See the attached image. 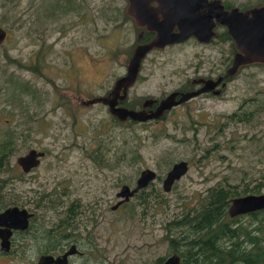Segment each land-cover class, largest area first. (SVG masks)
I'll use <instances>...</instances> for the list:
<instances>
[{"label": "rangeland", "instance_id": "1", "mask_svg": "<svg viewBox=\"0 0 264 264\" xmlns=\"http://www.w3.org/2000/svg\"><path fill=\"white\" fill-rule=\"evenodd\" d=\"M73 1L71 11L48 16L47 6L55 5V0H0V26L8 32L0 45V142L8 124L19 123L23 127L15 133L14 162L31 147L49 151L33 174L39 184L16 182L4 198L9 204L24 203L28 188H40L50 193L52 201L46 205L50 210L58 209L60 200L67 205L72 200L98 205L108 218L103 229L110 238V264H149L169 252L165 226L185 206L196 204L209 187L218 182L264 181V66L240 69L219 96L193 99L164 120L133 127L139 138L133 144L140 147L139 159L130 163L122 156L116 164L125 150L123 135L132 129L126 122L116 126L102 103L83 105L81 100L105 95L126 72L128 46L135 43L132 21L121 19L128 2ZM6 54L14 61L9 62ZM231 58L230 43L217 39L152 51L143 60V77L128 90L127 100L137 108L138 98L164 96L178 87L194 74L198 62L200 73L218 74ZM240 103L252 115L231 120L227 114ZM71 106L72 110L66 109ZM189 112L199 123L191 122ZM85 129L89 134L80 135ZM27 132L26 138L21 135ZM75 138L88 145V151L96 148L97 138L108 141L99 145L108 168L100 171L80 159L81 150L70 146ZM66 145L73 149L69 154ZM63 154L66 157L58 163ZM179 160H186L189 169L171 191L164 192L159 179L154 189L148 187L141 197L111 209L121 184L134 186L146 167L164 178Z\"/></svg>", "mask_w": 264, "mask_h": 264}, {"label": "flooded vegetation", "instance_id": "2", "mask_svg": "<svg viewBox=\"0 0 264 264\" xmlns=\"http://www.w3.org/2000/svg\"><path fill=\"white\" fill-rule=\"evenodd\" d=\"M205 2L206 5L198 8L197 10V13L201 14L205 19L209 18V15L222 12H229L232 9L237 10V17H239L240 19H245V17L251 16L249 12L250 9L264 6V1L255 2L254 4H252V0H205ZM151 6L153 8H157V3L152 2ZM127 7L128 5L125 8L126 14ZM193 13H195V11H193L192 14ZM183 14L190 15V12L187 10L186 12L182 13V16ZM174 15L175 16L173 17L172 21H174L175 23L168 29V31L172 32L173 34L180 31V28L178 27L180 21H178V18L176 16L179 15V13H176ZM128 17L134 25L133 32L135 33V43L133 42L128 46L132 54L137 45L146 44L153 40L156 36V32L150 31L146 27L138 26L133 18H131L129 15ZM184 17L186 18L187 16L185 15ZM156 18L158 20H161V13L157 12ZM210 20L214 22L215 25L212 28L214 35L208 43H211L214 39H226L230 44L233 43L232 38L227 31V27L222 25L221 23H218L215 15L211 16ZM191 40L197 41L201 44H206L200 42L197 37L192 34L180 42L166 43L162 47L151 49L141 61V65L139 67L135 82L131 86L127 87L125 90L123 88L120 89L116 97L117 106H124V101L130 98L128 97V90L137 82L138 78L142 76V74H140V72L142 71V62L150 52H161L165 48L175 45H181ZM234 47L236 50L232 54V58L235 53L239 51V49L235 45ZM232 58L225 70L218 74L212 72H209L207 74L200 73V63L198 62L196 64L194 74L187 78L185 81L181 82L178 87L170 90L164 96H158L155 98L151 96H145L138 98L137 102H140V105L136 109H145L146 111L154 110L161 100H163L173 92H178V95H176L175 97V99H178L180 97V93L191 92L200 89L202 86H204L205 80L216 81L219 77L223 76V80L220 81L217 85H215L212 90L201 92L187 99L186 101H183L182 103L171 107L169 110H165L160 117H158L157 119L150 120L149 122H157L160 120H164L168 113H170L172 110L180 106H185L186 103L190 102L193 99L206 96H219L220 94H222V91L225 89L226 85L234 78L235 75L238 74L240 69L246 66H253L254 64H261L251 63L242 65L238 68L234 76L229 77L226 75V70L231 66ZM37 61L41 62L42 59L40 57H37ZM116 80L113 85H111L112 87L106 91L105 95L97 97H104L110 94L111 90L114 88ZM215 91H219V93L216 94ZM88 100H81V104L91 105L86 103ZM97 103L102 102H95L93 104ZM104 106L107 108V112L109 113L108 107L106 105ZM66 109L72 110V106ZM243 109L244 105L243 103H240V105L237 106L236 109H234L231 113L227 114V117L231 120H237V118L241 114L242 117L245 119L248 116L252 115L249 114V111H245ZM109 115L110 117H113V115H111L110 113ZM189 115L193 124L199 123L198 120L192 117L190 112ZM22 127L23 126L19 123L14 126H12V124H8L6 129L12 131L14 130V133H17ZM4 134L6 135V133ZM79 134H85L87 136V134H89V131L85 129L83 131H80ZM5 135L1 139L2 142H0L3 143L4 141H6L7 144V147L5 149L0 150V168H3V171H0V179L5 180V184L3 185L0 191V195L3 198L4 196H6L5 193L7 191H12L14 189L16 182H36L37 184H39L33 174L36 169L41 165L43 159L48 155L49 152L46 149L31 147L25 153L18 155L15 158L14 162L15 148H13V141L12 138L10 139V141L4 140ZM96 141V148L90 151H88V145L77 142L76 138L74 142L70 143V146L77 147L81 150V153L79 155L80 159L89 161L90 163L95 165L96 169L104 171L108 168V159L104 150L99 147L101 141L103 142V140L101 138H97ZM105 142L108 144V141ZM68 146L69 145L64 146V149H69ZM30 149H35L37 151L43 152L44 154L39 157L40 161L37 166L31 167L29 170L25 171L22 170V168L17 164L16 161L19 156L25 155ZM72 150L73 149H69L66 153L69 154ZM65 157L66 155L63 154L56 161L58 163H61ZM94 157L96 159H94ZM171 166L168 168V170L171 168ZM15 171L18 172L20 176H14ZM75 174H77V172H75ZM158 176L159 175L157 174V177L153 181H150L146 187L139 189L137 192H135L129 198L128 201H130L134 197H141L145 193L143 191H145L146 188L150 187L151 189L154 186V182L158 180ZM159 179L163 180L161 176ZM177 181L173 183L171 189ZM122 185L124 184L120 185L119 190L115 194L117 201L111 206L112 210H116L118 207L128 202L123 201L118 205V207L114 209L112 208L117 202L122 200V198L118 197L117 195ZM62 195L63 197H65L67 196V193H63ZM24 198H26V201H24V203L16 202L14 201L15 199H13L14 202H11L9 204L7 203V199L4 198L6 201L3 204H0V214L4 213L10 207H18L20 210H25L24 217L19 216L11 221L4 218V222L2 221L3 223H0V264H40V260L42 259V257L49 255L56 259L57 257H62L63 254L70 248H72L73 251L66 257L67 264H110L108 248V242L110 238L108 231H106L105 233L103 229V227L108 224V218L105 215V211L99 208L98 205L90 206L80 200H72L67 205L66 201L60 200L58 203L59 208L56 210H50L46 208L47 203L52 201L50 193L49 191H42L40 188H28L26 194L24 195ZM228 201L230 202V199ZM174 219L170 220V226L173 225ZM168 254H170V252L165 255L164 259L168 256Z\"/></svg>", "mask_w": 264, "mask_h": 264}, {"label": "water", "instance_id": "3", "mask_svg": "<svg viewBox=\"0 0 264 264\" xmlns=\"http://www.w3.org/2000/svg\"><path fill=\"white\" fill-rule=\"evenodd\" d=\"M127 1V14L134 19L138 26H143L150 31H155L156 36L150 42L135 47L126 66L125 74L116 80L114 88L111 90L110 94L104 97H95L86 102L87 104L102 102L108 107L109 113L117 117L119 120L130 119L137 122H145L156 119L160 117L165 110H169L171 107L178 105L201 92L212 90L215 85L223 80V76L219 77L216 81L205 80L204 86L200 89L180 93L178 99H175L178 92H173L161 100L154 110L146 111L145 109H131L125 106H117L116 102V97L120 89L123 88L125 90L135 82L141 61L151 49L162 47L166 43L180 42L192 34H194L202 43L210 42L214 35L212 28L215 23L210 20V17L213 15L216 16L218 23L227 27V31L231 36L234 45L239 49L232 58L231 66L226 70L227 76H234L238 68L245 64H264V6L250 9L249 12L251 16H247L245 19H240L236 16V9H232L229 12L212 14L209 15V18L205 19L201 14L197 13L198 8L206 5L205 0ZM152 2L157 3V8L151 6ZM187 10L190 12V15L183 14L182 16V13ZM193 11H195V13L192 14ZM157 12L161 13V20L156 18ZM176 13H179V15L176 16L178 21H180L178 24L180 31L173 34L168 31V29L174 25L175 22L172 21V19ZM185 15L187 16L186 18L184 17ZM7 36V30L0 26V45L4 43ZM215 93L217 94L219 91H215ZM43 154V152L30 149L25 155L19 156L16 162L22 170L27 171L31 167H35L39 164V157ZM187 171L188 162L186 160H179L173 163L162 180V189L166 192L170 191L173 183L185 175ZM156 177L157 173L155 170L151 168L142 169L133 187L128 184L121 186L117 195L118 197H121L122 200L117 202L112 208L114 209L118 207L123 201H128L135 192L146 187L148 183L153 181ZM229 203L227 212L230 217L262 210L264 209V193H247L231 198ZM22 210L18 207L8 208L4 213L0 214V223L4 222V218L11 221L19 216L24 217L25 210ZM72 251L73 249L70 248L62 257H57L56 259L49 255L42 257L40 264H67L66 257ZM161 264H181V258L179 254L172 253L168 255Z\"/></svg>", "mask_w": 264, "mask_h": 264}, {"label": "trees", "instance_id": "4", "mask_svg": "<svg viewBox=\"0 0 264 264\" xmlns=\"http://www.w3.org/2000/svg\"><path fill=\"white\" fill-rule=\"evenodd\" d=\"M55 1L56 4L52 7L47 6L46 13L48 16H54L57 12L71 11L74 7L73 0V2L70 0ZM79 3L83 8V4ZM75 6L77 9L79 4L76 3ZM121 19L127 21L130 18L125 14ZM59 32L61 35L64 34V31ZM222 41L227 42L226 39ZM42 44L41 50L45 52L47 48L46 41L43 40ZM235 50L233 43H231L230 53L233 54ZM5 57L9 62L14 61L7 54ZM261 65L264 66V64ZM34 69H36V66ZM123 105L127 108L136 109L135 104L127 99ZM111 118L116 126L126 122L129 129H132L130 132L126 131L123 135L122 142L125 150L117 157L116 164L121 162L122 156L125 157L127 162L137 161L140 156V147L133 144H136L139 138L135 134L136 129H133V127L137 125L146 126L150 122H137L130 119L121 121L115 116ZM242 119L246 120L241 114L237 120ZM4 133H6L4 140L10 141L12 138L13 148H15L18 136L14 133V130L6 129ZM21 135L26 138L28 132ZM107 139L110 140L109 136H107ZM102 140L107 144L104 138ZM6 147V141L0 143V150ZM94 159L96 158L94 157ZM0 171H3V168H0ZM14 176H20V174L15 171ZM262 176H264V173H262ZM159 178L160 176H158V180ZM4 184L5 180L0 179V191ZM263 187L264 181L255 183L254 179L244 180L241 184L218 182L216 185L209 187L200 196L196 204L185 206L182 214L174 219L172 226L170 224L169 227L165 226V237L168 239L170 254H179L181 264H264V209L235 217H230L227 212L229 199L247 193H261ZM152 189H154V186ZM5 201L0 195V204ZM164 257H157L149 264H161Z\"/></svg>", "mask_w": 264, "mask_h": 264}]
</instances>
